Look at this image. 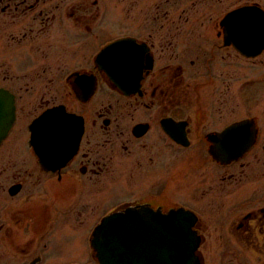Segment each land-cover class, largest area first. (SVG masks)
Masks as SVG:
<instances>
[{
    "label": "flooded vegetation",
    "instance_id": "flooded-vegetation-1",
    "mask_svg": "<svg viewBox=\"0 0 264 264\" xmlns=\"http://www.w3.org/2000/svg\"><path fill=\"white\" fill-rule=\"evenodd\" d=\"M140 4L0 0V92L14 111L0 141V264H41L71 232L94 256L108 214L178 209L196 217L201 264H264V75L225 69L231 57L264 67V47L245 56L222 26L264 0ZM110 6L128 32L100 40ZM120 39L124 89L98 59ZM122 186L138 193L111 199Z\"/></svg>",
    "mask_w": 264,
    "mask_h": 264
},
{
    "label": "water",
    "instance_id": "water-1",
    "mask_svg": "<svg viewBox=\"0 0 264 264\" xmlns=\"http://www.w3.org/2000/svg\"><path fill=\"white\" fill-rule=\"evenodd\" d=\"M231 17V16H230ZM225 42L246 56L257 55L264 47V11L243 8L222 22ZM117 42L100 54L105 68L124 89V53ZM14 118L12 103L0 92V141ZM234 151V150H230ZM195 218L184 210L114 213L94 230L91 246L99 264H201L197 257L199 239L192 230Z\"/></svg>",
    "mask_w": 264,
    "mask_h": 264
},
{
    "label": "rangeland",
    "instance_id": "rangeland-1",
    "mask_svg": "<svg viewBox=\"0 0 264 264\" xmlns=\"http://www.w3.org/2000/svg\"><path fill=\"white\" fill-rule=\"evenodd\" d=\"M119 1V2H118ZM116 0L117 4L119 6H123L124 0ZM137 1V4H136ZM122 2V3H120ZM131 7H133L134 12L138 13V9L141 10L142 6L140 4V0H127ZM150 3L153 2V0H149ZM118 7V6H117ZM111 16L108 14L102 18L100 21V27H99V38L100 40H103L106 37H110L113 35H118L120 33L128 32V24L126 20L119 14V11L114 8L113 6H110L109 10ZM210 25V24H209ZM264 55V54H263ZM226 70L228 71L227 75H233V76H240V77H261L264 75V67L262 66H256L257 65H263L259 64L256 61L252 60V64L250 62L244 61L240 63H233L232 57L228 59ZM255 63V64H253ZM208 164H205L204 166L198 165V168L206 169ZM196 167V166H195ZM116 191L113 192V197L111 199L120 198L119 196H116L121 191L127 195L131 194H137L138 192L134 190L132 187L129 186H122L121 188H116ZM126 196V195H125ZM65 226V224H63ZM86 225H83L82 228H78L79 233L78 236L82 233L85 235L87 229L85 228ZM61 230V229H60ZM62 234V231L59 233V235ZM77 236L74 232H71V236L67 239H62L59 242L56 241L52 246H49V249L52 251L51 256H46L45 261L41 264H64L71 261H76L83 264H96L93 260L92 256H86V253L84 251L79 250L80 242L77 240ZM54 241L53 235H52V242ZM229 244H227L228 246ZM85 248V246H84Z\"/></svg>",
    "mask_w": 264,
    "mask_h": 264
},
{
    "label": "snow or ice",
    "instance_id": "snow-or-ice-1",
    "mask_svg": "<svg viewBox=\"0 0 264 264\" xmlns=\"http://www.w3.org/2000/svg\"><path fill=\"white\" fill-rule=\"evenodd\" d=\"M116 54L111 50L108 54H107V59L108 61L113 58ZM136 53L134 52H129L128 55H127V58H128V61L129 63H131V61L134 59ZM53 119L55 120H60V119H63L62 117H59V116H54Z\"/></svg>",
    "mask_w": 264,
    "mask_h": 264
}]
</instances>
